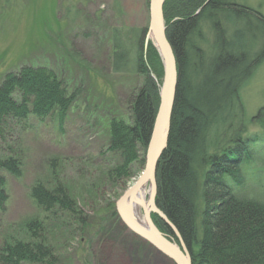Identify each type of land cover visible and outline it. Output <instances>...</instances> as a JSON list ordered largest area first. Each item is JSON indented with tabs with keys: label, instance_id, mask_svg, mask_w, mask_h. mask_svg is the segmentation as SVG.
Instances as JSON below:
<instances>
[{
	"label": "trees",
	"instance_id": "obj_1",
	"mask_svg": "<svg viewBox=\"0 0 264 264\" xmlns=\"http://www.w3.org/2000/svg\"><path fill=\"white\" fill-rule=\"evenodd\" d=\"M239 2L163 4L177 84L167 145L156 168L155 203L179 231L192 264H264V103L248 116L241 95L264 60V15ZM113 9L118 17L120 4L115 1ZM146 34L147 24L129 28L114 24L109 29L111 71L140 79L129 95L128 119L113 117L108 125L105 153L112 156L99 180L116 189H123L142 170L159 104L163 64ZM74 98L45 67L21 65L2 75L1 208L8 198L1 173L22 175V154L11 144L10 133L30 116L43 120L56 115L62 124ZM252 127L260 132L251 133ZM52 175L50 181H36L30 187V196L44 215L4 240L0 262L54 264L59 251L56 229L81 236L99 228L107 213L118 221L114 202L107 199L93 216L85 215L73 187ZM152 219L179 243L158 215L152 214Z\"/></svg>",
	"mask_w": 264,
	"mask_h": 264
},
{
	"label": "rangeland",
	"instance_id": "obj_2",
	"mask_svg": "<svg viewBox=\"0 0 264 264\" xmlns=\"http://www.w3.org/2000/svg\"><path fill=\"white\" fill-rule=\"evenodd\" d=\"M115 1L121 6L118 17ZM239 3L264 15V0ZM147 23L146 0H0V79L21 65L45 67L75 96L62 124L56 115L43 120L30 116L9 135L14 149L22 154L23 165L20 177L1 173L8 198L0 207V248L11 234L22 233L26 223L44 215L30 196L36 181H50L52 174L65 180L74 189L79 209L91 217L106 201L115 206L141 173L123 189L99 180L112 156L105 153L109 121L128 119L129 95L140 83L133 74L111 71L109 29L114 24L129 28ZM241 95L247 115H254L264 103V60ZM250 132L260 131L252 127ZM116 214V222L109 213L103 221L97 218L100 227L91 234L56 229L59 251L54 264H174Z\"/></svg>",
	"mask_w": 264,
	"mask_h": 264
},
{
	"label": "water",
	"instance_id": "obj_3",
	"mask_svg": "<svg viewBox=\"0 0 264 264\" xmlns=\"http://www.w3.org/2000/svg\"><path fill=\"white\" fill-rule=\"evenodd\" d=\"M164 2L165 0H149L146 34V39L151 40L156 47L163 64V80L159 91V104L151 128L143 170L134 183L116 200L115 208L120 220L128 229L155 247L174 264H192L190 252L179 231L155 203L157 190L156 168L159 157L167 145L177 84L176 58L165 32L166 27L163 19ZM146 183L149 184V207L147 209L143 203H140L143 211V221H139L130 211L128 202L135 201L133 198L134 193ZM152 213L163 220L175 234L179 243L170 239L157 228L151 219Z\"/></svg>",
	"mask_w": 264,
	"mask_h": 264
},
{
	"label": "bare ground",
	"instance_id": "obj_4",
	"mask_svg": "<svg viewBox=\"0 0 264 264\" xmlns=\"http://www.w3.org/2000/svg\"><path fill=\"white\" fill-rule=\"evenodd\" d=\"M147 194H149V190L147 189L146 184H144L134 193L133 198L135 201L128 202L130 211L139 221H143V211L140 203H143L147 209L149 207V199L147 198Z\"/></svg>",
	"mask_w": 264,
	"mask_h": 264
}]
</instances>
